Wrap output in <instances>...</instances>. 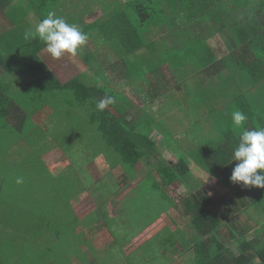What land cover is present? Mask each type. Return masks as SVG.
I'll return each mask as SVG.
<instances>
[{
    "label": "crops",
    "instance_id": "1",
    "mask_svg": "<svg viewBox=\"0 0 264 264\" xmlns=\"http://www.w3.org/2000/svg\"><path fill=\"white\" fill-rule=\"evenodd\" d=\"M65 1L67 3L61 5V0H58L51 11L65 18L67 22L78 25L87 33L89 48L95 45L93 37L98 34L95 30L98 22L105 21L109 14L120 18L127 12L125 9H114L118 0ZM103 1L107 3V7L103 5ZM153 1L166 4L173 0ZM31 2L32 0H0V92L1 94L5 92L15 99L11 107L13 118L11 117L10 125L18 130L23 126L20 123L23 115L31 111L36 112L42 100L53 98L47 94L34 96V91L31 92V87L28 86L31 79L25 71V62L33 53L34 41L40 40L38 37L29 40L24 38V32L29 28L34 29L38 23L36 20L39 11L32 10ZM225 2L234 4L232 9L237 8L239 3L244 4L246 7L239 8V13L246 15V24L256 18L255 23L261 25L263 31L259 34L261 38L264 36V0H225ZM123 3L125 4L126 1L123 0ZM232 13L237 11L233 10ZM17 15L18 18H15ZM182 27H185L190 34L193 33L190 22ZM158 30L154 33L159 35L154 42L156 53L166 47L173 48L177 37H169L170 32L166 29L158 34ZM189 32L184 31L185 34ZM221 36L219 34L211 41L213 48H217L220 53L227 47ZM246 37L249 38L245 42L247 47H252L251 44L257 46L260 42V39L255 40L249 33ZM99 43L102 45V42ZM162 43L166 46L164 47ZM184 44L188 45L187 42ZM261 45L264 50V41ZM82 50L88 51L84 47ZM90 54L92 55L91 49L89 56L92 57ZM134 55L141 62L147 61L145 64L149 62L156 67L154 65L156 58H152L147 48H141L133 54V57ZM39 56L62 84L79 78L90 86L101 88L105 85L99 75L100 70L95 66L96 63L100 64L99 61L90 62L88 65L83 62L61 60V58L54 60L44 49ZM260 58L264 59V55ZM191 61L184 62L185 69L182 71L177 65L178 61L168 60L166 65L155 68L163 67L161 72L139 75L138 79L134 80L119 79L114 76V71L108 76L110 82L119 87L122 98L137 104V107L144 112L150 108L157 120L164 119L171 130H174L171 124L174 123V119L167 117L177 115L179 127L174 133L180 137L181 132L185 131L179 141L189 156L201 146L211 145L217 148L220 142L226 141L225 136L228 138V145L236 146L239 143L241 131L232 127H229L230 130L227 129L220 115L222 112L228 114L236 110L243 113L244 110L250 111L249 115L246 114L249 116L248 121L251 122L254 117L259 128L264 127V116L260 109L256 107L239 109L238 104L232 103L233 99L229 94L213 86L214 81L217 83L216 78L212 77V82L211 77L202 76ZM143 69L144 72L148 71V67L143 66ZM151 71L149 74L152 73ZM14 72L17 77L12 76ZM261 87V95L253 96L250 102L251 100L254 103L260 102L263 106L264 83ZM19 92L23 94L20 97L21 101L29 96L33 100V106L27 112L20 110L23 106L22 102L21 105L16 102ZM258 92L255 89L251 90L252 95ZM154 97L158 98L152 99ZM250 102L248 101V106H252ZM44 106H46L44 110H47V103ZM261 109L263 110L264 106ZM184 114L193 115L194 120L181 118ZM250 122L245 123V127L249 130H251ZM151 130L153 137L159 132L157 127ZM204 135L206 138L201 140ZM159 136L163 145L160 151L166 153L168 157L166 154L156 153L147 161L140 162L133 170H125L122 167L111 169L105 157H99L93 162V167L104 166L106 169L100 168L99 175L91 172V169L81 172L83 179L89 176L88 181L83 180L88 189L75 188V192H80L75 193L69 202L65 201L63 208L61 142L53 141L56 144L54 148L36 154L40 167L31 165L27 174L32 182L31 192L27 191L31 183L26 190L25 188H18L16 192H13L14 189L9 190L11 187H16L14 184H9L8 179L3 178L0 172V264H123L124 257L130 260L131 256H134V264H187L192 260H194L192 264H197L193 249L187 247L192 246L189 244L196 238L193 227L194 207L190 204L199 190L211 197L213 204L210 211L216 216V224L219 222V227L212 236L216 245V252L211 251L215 256L213 264H263L259 257V248L264 250V189L232 183L230 181L232 170L209 174L199 168L191 157H188L190 172L185 177L176 182L171 178L165 182L164 177H167V173L163 171L162 166L164 165V169L173 167L172 165L178 161V155L172 141L161 134ZM0 138H2L0 168L4 167V172L18 171L21 163L25 164L26 161L36 163L28 159L33 152L31 153V150L27 152L21 147V145L27 146L26 142L20 140L22 144L10 145L3 140V137ZM16 145L22 149L19 150ZM52 152H56L60 157L54 164L48 163L50 161L48 157H51ZM64 160L62 162H66L67 165V158ZM78 172L80 175V171H76L75 174ZM200 178H204L206 184L200 182ZM2 181H6L4 187ZM132 181H136V184L130 187ZM23 192L25 194L29 192L32 199L30 203L19 206L17 199ZM11 193H19V195L13 199L5 197ZM84 197L89 199L88 207L92 205L93 210L81 216L82 213L78 210L81 209L80 204ZM178 204L182 206L178 208ZM25 206L28 207L24 208ZM177 209L181 212L179 216L175 215ZM102 246L109 247L106 252L115 246H121L123 250L113 252L115 257L112 259L100 261L98 257ZM182 255L185 257L183 258ZM262 255L264 259V252ZM133 262L129 261L127 264Z\"/></svg>",
    "mask_w": 264,
    "mask_h": 264
},
{
    "label": "trees",
    "instance_id": "2",
    "mask_svg": "<svg viewBox=\"0 0 264 264\" xmlns=\"http://www.w3.org/2000/svg\"><path fill=\"white\" fill-rule=\"evenodd\" d=\"M34 1L40 2V5L44 7L43 10L46 9V11H43L44 13L50 12L55 7V3L58 2V0H32V5ZM118 1L114 9H125L127 12L124 17L119 18L117 15L109 14L105 21L98 22L95 26L98 34L93 37L95 45L89 48L87 41L84 48H87L88 51L81 50L76 61L71 59L70 56L61 57V60L71 59L72 62H83L88 65L90 62L99 61L100 64L96 63L95 66L97 70H100L99 75L105 83L103 87L90 86L79 78H74L66 84L60 83L39 56L44 49L41 40L36 39L34 41V44H32L33 53L29 60L25 62V71L31 79L28 86L31 87L30 91H34L35 94L29 95L41 96L47 94L53 97L50 100L55 98L60 100V96L62 100H70L69 102H63L67 111L61 113L60 147L66 153L68 161L67 165L63 164L62 166L61 164L62 208L65 201L69 202L75 196V193L80 192H75V188L88 189L81 174L84 170H79V168H84L88 163L94 162L97 158L103 156L111 169L117 167H122L125 170L136 169L140 162L147 161L149 157L160 152L151 129L157 127L163 136L169 134L166 131L169 130L167 122L164 119L163 121L157 120L150 108H147L144 112L137 107V104L121 97L119 87L117 88L110 82L111 71H114V76L119 79L129 78L134 80L138 79L139 75H152L155 72H161L163 67L155 68L159 65H166L168 60L178 61L177 65L182 71L185 69L184 62L192 60V64L198 68L197 70L201 72L202 76L211 77V81L212 77L216 78L217 83L214 81L213 86L221 88L226 94H229L233 99L232 103L238 104L239 109L256 107L260 109L264 116V109H261L264 102L263 106L260 102L254 103L253 100L250 102V98L253 96L261 95V84L264 83V61H262L264 59L260 58L264 55L261 45L264 36L261 38L259 34L262 30L261 25L255 23L257 22L256 18L254 20L249 19L252 21L246 24V15H242V12L239 13V8L244 9L246 7L244 4L239 3L237 8L232 9L234 4L225 2V0H173L166 4H158L153 0H125V4L123 0ZM102 3L107 7V3L104 1ZM233 10L237 13H232ZM44 13L39 10L37 14L40 18H44ZM135 15H137V18ZM187 22H190L193 26L192 34L185 30V27H182ZM146 27H148L146 30L141 31ZM165 29L170 32L169 37H177L176 40L174 39L176 44L173 48L166 47L156 53L154 42L159 35L154 33L158 30V34H160ZM184 31L189 32V35L185 34ZM248 33L255 40L260 39L257 46L254 44H251L252 47L246 46L245 42L249 39L246 37ZM219 34L222 35L221 37H223L227 46L221 53L217 51V48H213L211 44V41ZM149 35L151 36L148 37ZM99 42H102V45ZM185 42L188 43L187 46L184 44ZM162 45L166 46L164 43ZM141 48H147L152 58H156L154 64L156 67L149 64V62L145 64L147 61L141 62L135 55L133 57V54ZM90 49L92 50V55H90L95 60L89 56ZM141 65L148 67V71L144 72L145 69ZM149 69L152 70L150 74ZM253 89L259 91L258 94L252 95L251 90ZM105 95L115 97L116 102L107 106L103 111H98L96 103ZM14 101L15 99L9 97L5 92H2V94L0 92V122L4 121L7 127H11V117L13 118L11 107ZM248 101L252 106H248ZM44 109H46V106L39 108L36 112L31 111L30 114L23 115L20 121L23 126L19 130L22 131L26 121L29 123L30 116L38 115L41 123L45 121L46 119L43 118L45 113H42ZM50 111H52V108ZM232 113L222 112L220 115L227 125V129L232 127L242 131L233 124ZM244 113L249 115L250 111L244 110ZM83 114H86L87 118L83 117L82 120ZM81 122L87 123V127L81 128L80 131L73 134V131L80 127ZM247 122L250 121L247 120ZM250 125L251 130L259 128L254 117ZM243 128H246L245 125ZM94 129L100 138H96L91 134L90 131ZM14 130L18 131L17 128H14ZM1 137L5 138L4 136ZM175 137L177 139L174 133V135L169 134L167 138H173L174 140ZM224 139L226 141L220 142L217 148L211 145L199 147L198 154H194V161L199 168L209 174L220 173L223 170H233L235 162L232 161V154L237 145H228V138L225 136ZM178 141L179 139H177L176 144L172 141V144L178 147L180 153V155L177 153V163H172L174 164L173 167L166 169H164V165L162 166L163 171L167 173V177H164L165 182L170 178L173 182H176L190 172L188 157L191 155L185 153L181 142L179 141L180 145ZM94 144L98 147L101 146L99 151L94 150ZM29 146H32L33 150V157L30 159L36 161L31 165L40 167V161H38L37 155L34 154L36 144L29 142ZM74 154L82 155L81 159H84L85 163L73 159L72 155L74 156ZM89 155L90 160H85ZM22 165L24 163H21L19 167ZM76 171H80V175L79 172L75 174ZM221 177L223 180L222 175ZM4 183L6 184V181H2V187H4ZM24 183L23 181V185ZM19 185L15 182L14 187L16 188L11 187L9 190L14 189L13 192H16L20 188ZM7 187H10V185H7ZM18 195L19 193H11L5 195V197L13 199ZM31 199L30 196L25 199L23 195H19L17 200L20 203L19 206H23L25 203H30ZM192 201L190 205L194 207L192 210L193 227L197 237L189 244L192 246L187 248L193 249L192 252L196 257L197 264H213L215 256L211 254V251L216 252V245L212 236L219 227V222L216 224V216L210 211L213 202L211 197L201 190L193 196ZM259 249V257H261L264 264L262 255L264 250Z\"/></svg>",
    "mask_w": 264,
    "mask_h": 264
},
{
    "label": "rangeland",
    "instance_id": "3",
    "mask_svg": "<svg viewBox=\"0 0 264 264\" xmlns=\"http://www.w3.org/2000/svg\"><path fill=\"white\" fill-rule=\"evenodd\" d=\"M66 3L67 2L65 0H61V5L66 4ZM98 5H102V4L98 3ZM25 7H28V6L25 5ZM31 8H32V10H37V8H39V10L42 13H44L43 11H46V9L43 10L44 7H42L40 5V2H38V1H34V4L33 5L31 4ZM44 15L46 17L47 13H44ZM135 17L137 18V15H135ZM15 18H18V15ZM157 18H159V17H157ZM41 19H43V18H40L38 16L36 21L39 22ZM135 21H137V20H135ZM147 28L148 27H146L144 29H141V31L146 30ZM90 29H93V27H90ZM90 29H87V31H89ZM150 36L151 35H149L148 37H150ZM70 58L76 61L78 59V56L70 57ZM71 59L68 60V61H71ZM12 76H16L17 77L15 72L13 73ZM21 96H23V94H22V92H19V94L16 96V102L19 105H21V102H22L23 106H22V109H20V110H22L23 112H27L28 110H30L32 108L33 100L29 96L28 98H23V100L21 101L20 100ZM69 101L70 100H67V101L62 100L61 96H60V100H56V98L54 100H48V99L47 100H42V103H39L37 109H39V108L41 109L44 106V104L47 103L48 109L42 111V113H45L43 118H45L46 120L42 121V123H41V121H39L38 115L30 116L31 118H29V119H31V120L29 121V123L26 121V123H25L26 125L22 128V131L14 130V128H15L14 126H11V128H9V127H7L5 125L4 121H1L0 122V137L4 136L5 138L3 140L6 141L7 143H9L10 145H12V144H22V142H20V140L24 141V143L26 142L27 146L24 147L23 145H21V147L25 148L27 150V152H30V150L33 152L32 146H29V142H33V143L36 144V146H34V150H35L34 154H41V153H44L47 150H50V149L54 148V145H56V144H54L53 141H55L56 143L58 141L61 142V113L67 111L66 107L63 105V102H69ZM51 108H52L53 112L50 111ZM27 114H30V113H27ZM184 116H186V117H184ZM83 117L87 118L86 114H83L82 120H83ZM167 118L174 119V123H171V124H172V127L174 128V130H177V127H179L178 126L179 117L177 115L173 114V115L168 116ZM181 118H185V120H188V121L194 120L193 119V115H188V114L187 115H185V114L182 115ZM81 123L82 124L80 125V127L76 128V130L73 131V134L75 132L80 131L81 128L87 127V123H83V122H81ZM4 125H5V128L3 127ZM174 130H171V129L168 130L167 129L166 131H167V133H169L171 135H174ZM90 132H91V134L94 135V137L100 138L99 134L95 131V129L91 130ZM200 132H201V134H203L202 130ZM184 133H185V131H182L181 134H180V137L182 135H184ZM159 134L162 135V132L161 131L157 132V134L154 135V140H156L157 144L159 145L158 147H159V150H160L161 148H163V145H161L162 142L160 141ZM169 134H168V136H169ZM168 136H165V137H168ZM176 136H177V139L180 138L177 133H176ZM205 138H206V136L204 135V137L201 140H204ZM1 139L2 138H0V140ZM169 140L170 141H175V139L173 140V138L169 139ZM174 143L176 144V141ZM16 147L19 148V150L22 149L21 147H19L17 145H16ZM100 148H101V146L98 147L96 144H94V150L96 152L99 151ZM174 148L177 151V153L180 155L179 149L177 147H175V146H174ZM160 153L161 154H166V153L160 151L158 153V155H160ZM194 154H198L197 150L192 151V154L190 156L192 158V160H194V158H195ZM81 156L82 155L74 154V156L72 155V158L73 159H78V161L80 163H85L84 159H81ZM32 157L33 156H29L28 159H30ZM87 157L88 158H86L85 160H87V161L90 160V158H91L90 155L87 156ZM166 157H168L167 154H166ZM48 158H50V161H48V163L54 164V163H57V159L60 158V157L56 154V152H52L51 157H48ZM66 158H67L66 153L63 150H61V164H62V166H63V164L66 165V162H62V161H65L64 159H66ZM80 163H78V164H80ZM31 164H33V162L26 161L25 164L22 165L18 169V171H15L13 173L4 172V167H2V168H0V172L3 175V178H7L8 182L9 183L12 182L13 184H15L14 181H16L17 177H21V176L23 177L24 176L23 177V181L26 184L24 183V185H23V183H21L19 185V187L22 188V189L25 188L24 190H26L29 187V184L31 183L30 187L27 189V191L31 192L30 190H31V187H32V182H30V177L26 176L28 174V172L30 171ZM100 168L104 169V170L106 169V167H104V166H102V167L101 166H94L93 167V162H90L84 168L83 167L79 168V170H84V172H85V170L91 169V172H93L96 175H99V169ZM69 175H71V173H69ZM196 175H198V174H196ZM88 178H89V176L87 175V177L85 179L88 181ZM200 179H201L200 182H202L203 184H206V180L204 178H200ZM135 184H136V181H132L129 185H130V187H133V185H135ZM209 184H210V182H209ZM41 185H40V187H41ZM29 192L28 193L26 192V194H25V192H23V194H21V195H23V197L26 199L27 197H29ZM173 194H174V196L176 198V193L174 191H173ZM176 200H177V198H176ZM88 205H89V199L87 197L82 198V201H81V204H80L81 209L78 210V211H80L79 213H82L81 216H83V215H85L87 213H90L91 210H93L92 209V205L90 207H88ZM97 205H99V204H97ZM179 206H182V205L178 204L177 207L179 208ZM27 207L28 206H25L24 208H27ZM24 211H22V212H24ZM116 211H118V210H116ZM175 211H176L175 212L176 216H179L181 214L180 209H177ZM166 218L169 219L168 217H166ZM168 222H169V220H168ZM74 242H75V240H74ZM74 242H73V244H74ZM76 245H77V243L75 244V246ZM101 248H100L101 250L99 251V257H98V260H100V261L112 259L113 257H115V254L113 252L117 253V252H119V251L121 252L123 250L121 246H115L111 250H109L108 252H106V251L109 249V247L102 246ZM68 249H70V247H68ZM72 249L76 250V248H72ZM187 254H184V255L187 256ZM184 255H182V257ZM124 258H125L124 259L125 261H124L123 264H127V263H129V261L131 263L133 262L134 256H131L130 260H128L127 257H124ZM188 258L191 259V257H188ZM185 262H187V261H185ZM193 262H194V260L189 261L187 264H192ZM116 264H120V263H116ZM133 264H134V262H133Z\"/></svg>",
    "mask_w": 264,
    "mask_h": 264
},
{
    "label": "clouds",
    "instance_id": "4",
    "mask_svg": "<svg viewBox=\"0 0 264 264\" xmlns=\"http://www.w3.org/2000/svg\"><path fill=\"white\" fill-rule=\"evenodd\" d=\"M37 37L43 42L44 51L54 60L65 55L76 57L89 40V35L78 25L67 22L54 11L48 12L45 18L36 23L34 29L29 28L24 32L25 40ZM115 102V97L105 95L96 103V109L103 111ZM247 120L245 113L233 111L232 122L242 131L232 154L235 167L230 181L245 187L264 189V127L252 130L243 128ZM15 182L23 183V177H17Z\"/></svg>",
    "mask_w": 264,
    "mask_h": 264
}]
</instances>
